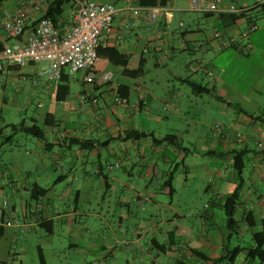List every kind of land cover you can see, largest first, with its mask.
<instances>
[{
	"label": "crops",
	"instance_id": "crops-1",
	"mask_svg": "<svg viewBox=\"0 0 264 264\" xmlns=\"http://www.w3.org/2000/svg\"><path fill=\"white\" fill-rule=\"evenodd\" d=\"M34 1L6 0L0 6V24L22 5L29 6L30 21L22 37L26 40L37 20L46 16L52 0L41 11L34 8ZM94 1L113 4L117 10L112 30L101 47L123 54L127 70L135 71L143 64L144 72L130 77L122 67L99 57L105 60L103 70H96L95 64L79 79L90 85L82 92V100L91 104L96 115V123L83 127L82 134L65 125L64 134L55 133L53 142H49V133L56 132L59 121L53 113L46 114L52 115V126L45 125V117L43 124L48 129L44 130L45 139L34 143L35 156L41 159L58 145L63 150L60 159L67 165L56 177L43 175L37 168H22L20 153L13 150L16 133L7 127L9 124L0 126V149L8 150L0 157V264H14L35 236L51 242L63 227L68 228L69 238L76 239L68 247L78 253L86 248L96 253L95 264H118L119 254L125 264H259L248 258L254 240L248 247L239 245L248 232L253 239L264 229V13L251 11L256 0L251 5L246 0H222L220 12L215 14L192 10L191 0H150L153 5L142 3L148 0ZM237 7L249 11L236 14L233 9ZM75 13L71 1L58 19L69 25ZM250 25L257 29L244 37ZM217 32L235 37V45L224 47L214 37ZM12 43L14 40L0 29V48ZM200 47L208 51V61L201 60L197 67L184 65L185 72L190 73L186 76H174V70H170L163 86L149 85L155 83V79L147 80L150 70L161 68L179 53L191 55ZM242 47L249 48L248 55L240 52ZM47 66L6 64L0 72V83L28 81L57 101L59 84L44 78L33 83ZM208 72L213 73L212 79ZM65 74L70 83V75ZM107 74L109 79H104ZM189 83L207 91L197 93ZM5 88L0 85V91ZM69 95L58 102L67 101ZM6 103L0 94V104ZM202 104L207 106V113L220 120L206 129L185 124L186 128L180 130L179 124L187 122L192 108L205 111ZM31 121L37 123L34 118ZM216 123L225 125L223 134L213 129ZM91 130H97V136ZM131 131L145 135L129 138ZM170 136L176 137L177 143L162 140ZM236 158L243 160L240 172L235 169ZM95 159L98 167L88 169L86 165ZM108 164L114 167L107 170ZM235 183L241 187L236 225L229 230L223 206ZM97 188L105 191L103 203L107 192H122L117 207H126L127 214L120 215L114 227L105 224L108 226L103 229L109 230V235L97 234L85 242L94 228L90 219L102 218L95 210L86 212L88 206L94 207L91 194L94 196ZM5 200L11 209L9 224L4 221ZM143 202L150 207L147 226H125L135 213L133 207L139 212ZM188 219L191 225H186ZM234 236L237 244L232 247ZM39 248L43 251L41 245Z\"/></svg>",
	"mask_w": 264,
	"mask_h": 264
},
{
	"label": "rangeland",
	"instance_id": "rangeland-1",
	"mask_svg": "<svg viewBox=\"0 0 264 264\" xmlns=\"http://www.w3.org/2000/svg\"><path fill=\"white\" fill-rule=\"evenodd\" d=\"M253 0H246V3L251 5ZM208 53L204 48H197L195 53L177 54L174 59L169 60L164 63V65L159 69H152L149 72L147 80L155 79V83H149L150 86L158 87L163 86L165 84L164 80L168 76V72L170 70H174V76L182 74L184 76L189 75L185 72L183 68L186 64H191L192 67H197V64L201 62V60L208 61V57L205 54ZM104 59L99 58L95 65L96 70H103ZM66 72V71H65ZM86 73V71H81L73 76L70 75V95L67 101L58 102L53 99L52 96L48 94H43L39 92L38 88L32 87L30 82H21L19 83H5V81L1 82L6 88L5 91H0V94H3L7 99L6 104H0V126L5 124H19L22 121L30 122L32 118L37 120V125L43 130L48 129L43 124V120L46 117L47 113H53L56 119L59 121V124L56 128V132H50L48 136V141L53 142L55 133L59 135L64 134L65 125L73 130L76 134H82L84 132L83 127L85 128L90 123H96V115L92 112L91 104L87 101L82 100V92L89 88L90 85L83 84L81 82L82 76ZM199 77H196V80ZM248 84V83H247ZM180 85V84H179ZM180 86L187 88L186 85L181 84ZM108 86L103 85L102 88H106ZM243 87V85H242ZM3 92V93H2ZM101 104V103H100ZM113 107V104H111ZM204 107L205 111H198L192 108L187 114V122L180 123V130L186 128L185 124H189L191 128H198L199 130L209 128L212 123L216 120H220L215 116L212 117L209 113L206 112L207 106L202 104L200 105ZM99 112V110H98ZM99 114V113H98ZM100 120V118H98ZM221 122V121H218ZM87 128V127H86ZM92 131V130H91ZM85 132H88L85 131ZM9 131H6L5 134H8ZM92 134L97 136L98 131L93 130ZM237 137H240L236 134ZM15 141L13 142V150L18 151L19 160L21 161L22 168H37L43 175H50L56 177L61 174V168H66L67 162L65 159H60V155L63 151L59 149L58 145H55V148L48 151L43 158H36V149L34 143L37 142L38 139L27 135L23 132H16L14 135ZM185 146L189 147L188 144ZM10 147V146H9ZM7 148L0 149V157L3 154H6L8 150ZM6 153H5V152ZM66 150L64 149L65 153ZM104 152V151H103ZM7 155V154H6ZM101 163H104V157L100 160ZM87 168H95L98 167V160H91L87 165ZM47 179H44L43 186H46ZM196 179H194L195 182ZM202 181H199L201 183ZM201 185V184H200ZM183 191V190H182ZM103 189H96L92 196L91 194V202L94 207L85 208V211L99 213L101 217H94L90 219L91 223L94 225L93 231L91 234L85 238V242L92 241L93 236H97L100 234L109 235V230H105L108 223L111 226H115L118 223L119 216L127 214V208L125 207H117V202L120 199L122 192L119 191H111L107 192L106 202L103 203ZM161 193V192H160ZM128 194V193H127ZM105 197V196H104ZM149 201V200H147ZM97 202L101 203V206H97ZM169 200L166 201L168 203ZM34 203V202H33ZM148 202H143L141 206V211L136 212L135 206L133 207V211L135 212L129 219L126 221L125 226H133L135 224H140L141 226H147V222L150 216V207L147 206ZM188 208V207H187ZM191 208V207H189ZM165 216V215H164ZM83 221L87 222L86 218H83ZM186 225H191V220L188 219L185 221ZM38 231H41L38 229ZM43 235L44 232H43ZM236 236L232 239V247L236 246L235 243ZM76 239H71L68 236V228L63 227L57 230V233L52 237L51 242H44V238L40 239L38 237H34L30 248L25 252L20 254L18 260L14 262V264H40L39 254L37 246L41 245L43 247V253L46 260V264H95L96 262V253H93L88 248H86L84 253H78L76 248H69L68 244ZM253 244L252 234L248 232L246 236L239 241V245L242 247H248ZM86 246V245H85ZM84 246V248H85ZM118 264H125V258L123 255L119 254L117 256ZM258 263V262H257Z\"/></svg>",
	"mask_w": 264,
	"mask_h": 264
},
{
	"label": "built area",
	"instance_id": "built-area-1",
	"mask_svg": "<svg viewBox=\"0 0 264 264\" xmlns=\"http://www.w3.org/2000/svg\"><path fill=\"white\" fill-rule=\"evenodd\" d=\"M76 7V13L69 25H63L60 19H52L41 16L37 20L33 33L22 40L30 21L29 6L22 5L12 16L3 20L0 24L6 35L14 40V43L0 48V72L5 65L23 67L25 65H37L47 63L48 66L41 70L33 80L38 84L40 79H45L58 85L61 82L63 73L74 75L81 71H89L98 60V49L112 30L113 20L117 13L113 4L97 3L94 0H71ZM237 3L238 0H232ZM222 0H191V8L194 11L205 13H219ZM35 9L41 11L48 0H35ZM264 5V0H256L253 8ZM249 11L246 7L233 9L236 14ZM257 29L256 25H250L243 33L246 37ZM224 47L233 46L236 38L226 34L214 33ZM240 52L248 55V47H242ZM212 79L213 73L208 72ZM109 79V75H104ZM85 81H90L85 77ZM120 102L119 98H116ZM213 129L223 134L226 127L222 123H216ZM240 136V134H238ZM114 165H106L111 170ZM6 212L4 221L9 224V213L11 212L8 201L3 202Z\"/></svg>",
	"mask_w": 264,
	"mask_h": 264
},
{
	"label": "trees",
	"instance_id": "trees-1",
	"mask_svg": "<svg viewBox=\"0 0 264 264\" xmlns=\"http://www.w3.org/2000/svg\"><path fill=\"white\" fill-rule=\"evenodd\" d=\"M6 0H0V6L2 3H4ZM71 2V0H52L49 8L46 12V17L52 18L54 20L58 19L61 17L62 13L64 12V7L68 5ZM143 4H148V5H153L154 3L150 0L148 1H142ZM252 10H260L261 13H264V5L255 7ZM99 57H105L108 59L109 63L114 65V66H119L123 68V73L127 76L130 77H137L138 75L142 74L144 72L143 64L140 65V67L135 70V71H129L126 69L127 66V59L126 57L121 54L118 50L116 49H110V48H102L100 47L98 49V58ZM69 76L67 74L62 75V80L59 83L57 87V101H63L65 100L69 93H70V87H69V82L65 78H68ZM191 87L197 91V93H203L206 92L207 90L204 87H201L200 85L194 84V83H189ZM52 115L48 114L45 119V125L46 126H52L53 120H51ZM11 129L12 132H23L27 135H30L38 140H43L45 139V131L40 128L36 122L30 121H22L19 124H9L7 125ZM128 137L131 138H141L145 134L142 132H136V131H131L128 134ZM173 139L174 142L177 139L174 136L166 137L163 138V141ZM235 169L240 172L243 167V160L240 158L235 159ZM240 183H235L231 186L227 197L226 201L223 206L224 210V215L226 218V225L229 230H232L234 226L236 225L235 221V212H236V207L238 204V198H239V192H240ZM41 192L45 193L47 190L46 189H39ZM39 198V197H37ZM248 218V216H247ZM253 226V225H250ZM253 240L255 242V247L254 249H251L248 253V258L251 260H258L259 264H264V229L258 233H255L253 235ZM38 254H39V261L40 264H46V260L44 257V253L41 248L38 249ZM215 262V261H214Z\"/></svg>",
	"mask_w": 264,
	"mask_h": 264
}]
</instances>
